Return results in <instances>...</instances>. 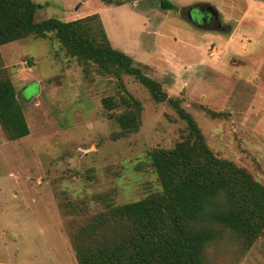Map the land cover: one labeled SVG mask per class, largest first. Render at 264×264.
Listing matches in <instances>:
<instances>
[{
	"label": "rangeland",
	"instance_id": "rangeland-1",
	"mask_svg": "<svg viewBox=\"0 0 264 264\" xmlns=\"http://www.w3.org/2000/svg\"><path fill=\"white\" fill-rule=\"evenodd\" d=\"M32 1L36 23L102 10L112 47L178 100L216 158L264 186V1L167 0L176 8L167 11L159 0ZM201 5L217 12L220 27L189 20ZM113 71L71 57L54 33L0 47V80L12 83L29 128L12 141L0 126V264H78V225L162 191L150 153L189 140L188 125L134 77ZM120 84L141 104L135 133L122 134L116 121L130 109ZM104 101L118 106L107 110ZM205 259L264 264V231L246 248L223 230Z\"/></svg>",
	"mask_w": 264,
	"mask_h": 264
},
{
	"label": "trees",
	"instance_id": "trees-1",
	"mask_svg": "<svg viewBox=\"0 0 264 264\" xmlns=\"http://www.w3.org/2000/svg\"><path fill=\"white\" fill-rule=\"evenodd\" d=\"M106 6L129 2L100 0ZM264 1V0H260ZM160 9L175 10L167 0ZM32 0H0V47L35 36L54 33L71 57L95 63L106 73L115 69L132 76L156 103L166 102L187 123L189 140L174 148L150 153L151 165L162 191L115 207L78 225L72 242L78 264H207L206 249L223 230L237 235L249 248L264 231V186L244 170L216 158L206 147L195 121L169 98L159 82L149 78L133 60L114 49L98 14L61 22H34ZM98 30V31H97ZM121 85L127 108L116 118L122 134L139 129L141 104ZM107 110L117 107L106 105ZM0 126L12 141L29 135V128L9 80H0Z\"/></svg>",
	"mask_w": 264,
	"mask_h": 264
},
{
	"label": "flooded vegetation",
	"instance_id": "flooded-vegetation-1",
	"mask_svg": "<svg viewBox=\"0 0 264 264\" xmlns=\"http://www.w3.org/2000/svg\"><path fill=\"white\" fill-rule=\"evenodd\" d=\"M189 14L192 15V19H190L191 22L196 23L197 25H209L211 23L212 25L220 27V24L218 22V16L213 17L211 15V11L208 10L205 6H197V8H190Z\"/></svg>",
	"mask_w": 264,
	"mask_h": 264
},
{
	"label": "crops",
	"instance_id": "crops-1",
	"mask_svg": "<svg viewBox=\"0 0 264 264\" xmlns=\"http://www.w3.org/2000/svg\"><path fill=\"white\" fill-rule=\"evenodd\" d=\"M82 4H83V2L80 4V6L78 7V8H76L75 10H79L81 7H82ZM62 11H63V16H66V15H68V12L70 11V9L67 7V6H64L63 8H62ZM101 12H102V10H98V15L100 16V18L102 19V16H101ZM91 15H93V14H90V13H85V14H83V15H81V16H74V17H68V19H66L67 21H65L64 23H68V22H71V21H75V20H77V19H82V18H85V17H88V16H91ZM102 21V20H101ZM102 24H103V21H102ZM103 27H104V30H105V33H106V35H107V38L109 37V35H108V32H107V29L105 28L106 26H104V24H103ZM109 39V38H108ZM112 46V45H111ZM119 51V50H118ZM123 53V52H122ZM125 54V53H124Z\"/></svg>",
	"mask_w": 264,
	"mask_h": 264
},
{
	"label": "water",
	"instance_id": "water-1",
	"mask_svg": "<svg viewBox=\"0 0 264 264\" xmlns=\"http://www.w3.org/2000/svg\"><path fill=\"white\" fill-rule=\"evenodd\" d=\"M208 10L211 11V15H212L213 17H217V16H218V15H217V12H216L215 10H213L212 8H208ZM188 18H189V20H190V19H192V16L189 14Z\"/></svg>",
	"mask_w": 264,
	"mask_h": 264
}]
</instances>
